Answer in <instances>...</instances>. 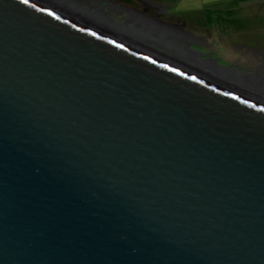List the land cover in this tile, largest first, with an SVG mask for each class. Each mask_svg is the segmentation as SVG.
<instances>
[{"label":"water","instance_id":"obj_1","mask_svg":"<svg viewBox=\"0 0 264 264\" xmlns=\"http://www.w3.org/2000/svg\"><path fill=\"white\" fill-rule=\"evenodd\" d=\"M71 1L0 0V264H264V99Z\"/></svg>","mask_w":264,"mask_h":264},{"label":"flooded vegetation","instance_id":"obj_2","mask_svg":"<svg viewBox=\"0 0 264 264\" xmlns=\"http://www.w3.org/2000/svg\"><path fill=\"white\" fill-rule=\"evenodd\" d=\"M74 2L85 9L86 13H92L101 20H106L111 24L131 26L133 24H143L144 22L145 25L165 27L170 33H166L167 31L162 32L168 42L178 44V41H180V43H184V45L180 46L185 48L187 46H195L198 49L205 50L198 54L199 58L197 59L199 62L196 64L206 63L207 69H215L209 62L211 59H203L201 57L202 54L206 57L212 56L211 53L213 52L210 50H207V52L206 49H209L217 41L214 39L213 32L217 30V27L221 26L219 19L213 18L211 15L208 16L206 14L203 17L185 20L183 17L171 15L169 6L167 7L164 2L158 0H75ZM236 13L234 11L233 14L235 15ZM223 22H227V20L223 19ZM229 22L231 25L234 24V20L230 19ZM214 26H217L216 29ZM160 32L161 30L157 31V29L153 31L154 34ZM223 33L221 37H218V41H221V43L227 41L228 46L236 50L234 55L238 58L230 64V67L221 68V72L224 73L223 79L228 83H234L235 86L241 80H243V83L251 82L252 84H248L250 91L254 92L256 97L264 99V44H256L258 41L255 40L256 43L250 45L249 43H243L248 39L243 41L232 36L233 40H227L225 38L226 35ZM198 55L196 56L198 57ZM191 59L194 62L196 58L192 57ZM240 86L246 88L244 84H240Z\"/></svg>","mask_w":264,"mask_h":264},{"label":"rangeland","instance_id":"obj_3","mask_svg":"<svg viewBox=\"0 0 264 264\" xmlns=\"http://www.w3.org/2000/svg\"><path fill=\"white\" fill-rule=\"evenodd\" d=\"M75 0L71 1L74 2ZM164 2V5L169 6L171 15L183 17V19H193L194 17H203L206 14L217 18L222 26H214L217 30L213 32L214 39L217 40L210 46L209 49L212 56H203V59H211L212 66L214 68L230 67V64L237 58L234 55L235 49L228 46V42L224 43L219 40V36L222 33L226 35L227 40L235 37L236 39L246 40L243 43H249L250 45L264 44V0H158ZM78 4V3H73ZM232 11V12H231ZM235 11V15L233 14ZM231 14V15H230ZM230 15V16H229ZM234 15L233 17H231ZM226 19L227 22H223ZM234 20V24L231 25L229 20ZM222 29V30H221ZM224 30V31H223ZM228 33V34H227ZM232 36V37H231ZM181 38V36H180ZM233 40V39H232ZM179 45H184L180 43ZM187 46V45H186ZM190 51L195 54H201L203 49H198L195 46H188ZM204 47V46H203ZM208 52V51H207ZM165 53V52H164ZM168 54V53H167ZM240 57V56H239ZM226 69V68H225ZM253 69V68H251ZM222 71V69L220 70Z\"/></svg>","mask_w":264,"mask_h":264},{"label":"bare ground","instance_id":"obj_4","mask_svg":"<svg viewBox=\"0 0 264 264\" xmlns=\"http://www.w3.org/2000/svg\"><path fill=\"white\" fill-rule=\"evenodd\" d=\"M85 8H87V7H85ZM86 12V11H85ZM106 21V20H105ZM147 27H149L150 25L149 24H147L146 25ZM173 34H175V33H173ZM156 35H159V37H161V38H163V40L161 41V43L162 44H165L166 42H168L167 40V38H166V36H165V34H163V32L161 31L160 33H157ZM171 35V34H170ZM178 35V34H177ZM173 37V36H172ZM175 38V37H174ZM160 43V42H159ZM152 44H155L154 42L152 43ZM161 47V46H160ZM158 48V47H155V48H157V49H160V50H162V51H165V49H163V48ZM184 50H186V48L184 47V46H181ZM172 50H174V49H171V51ZM167 52V51H166ZM168 53V52H167ZM170 53H168V56H170V57H174V58H176L177 60H179V61H185V62H187L189 65H190V63H193V60L190 58V57H187V58H181V57H179V55H172L171 56V54L169 55ZM190 58V59H189ZM194 64V63H193ZM196 65V64H195ZM197 66V65H196ZM189 68H191V69H196L197 70V68L196 67H194V66H192V65H190V67ZM199 68H201V67H199ZM205 69H207V67L205 68ZM204 70V69H203ZM209 70H211V69H207V71H209ZM200 71V70H199ZM205 71V70H204ZM212 73H213V71H212ZM229 74V73H228ZM244 78V77H243ZM227 82V81H225L224 79H222V81L221 82ZM236 81V80H235ZM238 84V83H237ZM252 84V83H251ZM251 90V89H250ZM259 94V93H258ZM254 97H256V95H254ZM256 98H258V97H256Z\"/></svg>","mask_w":264,"mask_h":264},{"label":"snow or ice","instance_id":"obj_5","mask_svg":"<svg viewBox=\"0 0 264 264\" xmlns=\"http://www.w3.org/2000/svg\"><path fill=\"white\" fill-rule=\"evenodd\" d=\"M24 2L26 3V2H27V0H24Z\"/></svg>","mask_w":264,"mask_h":264}]
</instances>
